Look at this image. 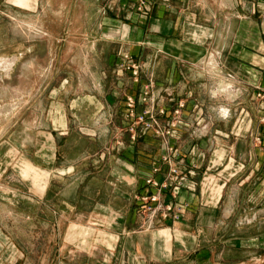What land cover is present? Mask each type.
<instances>
[{
    "label": "crops",
    "instance_id": "crops-1",
    "mask_svg": "<svg viewBox=\"0 0 264 264\" xmlns=\"http://www.w3.org/2000/svg\"><path fill=\"white\" fill-rule=\"evenodd\" d=\"M127 1L122 18L107 17L100 27V40L114 50L99 53L107 65L89 72L96 91L54 111V164L60 160L59 135L75 129L115 135L113 146L105 147L109 152L65 160V168L57 170L61 180L71 178L78 189L92 191L90 213H99L97 254L87 255L84 264H214L223 212L218 188L236 164L237 142L247 146L248 187L257 178L258 193L264 195V98L259 97L264 91V0H151L149 12L140 10L138 0ZM5 2L10 3L0 0ZM14 2L27 6L26 0ZM119 52L140 65L139 78L118 70ZM148 86L145 106L140 100ZM129 96L138 100V115L149 109L161 129L177 124L175 133L161 137L152 130L126 146L123 132L133 123L123 121ZM180 104L184 108L177 117ZM240 108L248 111L247 126L241 139H234ZM81 163L89 169L78 179ZM149 178L169 188L147 186ZM94 183L99 185L90 189ZM146 195H158L160 202L148 205L137 198ZM224 213L231 216L235 208ZM79 258L67 256L59 264H79Z\"/></svg>",
    "mask_w": 264,
    "mask_h": 264
},
{
    "label": "rangeland",
    "instance_id": "rangeland-1",
    "mask_svg": "<svg viewBox=\"0 0 264 264\" xmlns=\"http://www.w3.org/2000/svg\"><path fill=\"white\" fill-rule=\"evenodd\" d=\"M9 1L0 3V264H59L72 255L84 264L87 255L97 254L99 213H90L92 191L78 189L79 182L71 178L61 180L57 170L65 168V160L109 152L105 147L113 146L115 135L102 130L94 136L79 129L59 135L60 160L54 164V111L66 110L73 100L96 91L89 72L107 65L99 53L114 50L100 40V27L107 17L122 18L128 1L26 0L25 7ZM125 55L132 58L119 52V65ZM131 62L136 63L133 58ZM90 65L95 66L89 70ZM145 92L150 96V89ZM138 106L137 100L136 114ZM236 113L238 125L231 137L241 139L248 111L240 108ZM84 117L87 121L89 113ZM127 117L124 122L134 120ZM127 133L122 137L126 146L148 134L143 124L137 126L136 140L131 127ZM246 147L237 142L236 164L228 167L218 188L223 212L214 264H264V195L258 193L257 178L251 187L246 182ZM78 168L81 179L89 168L82 163ZM127 186L124 190L129 191ZM232 207L233 215L224 213Z\"/></svg>",
    "mask_w": 264,
    "mask_h": 264
},
{
    "label": "built area",
    "instance_id": "built-area-1",
    "mask_svg": "<svg viewBox=\"0 0 264 264\" xmlns=\"http://www.w3.org/2000/svg\"><path fill=\"white\" fill-rule=\"evenodd\" d=\"M138 2H139L140 10L144 11V12H149L151 7H152V4H153V2L151 0H138ZM123 59H124L123 63L121 65H119V71L120 72H124V70L132 71L134 74V77L138 78L139 73H140V69H141L140 65H137L136 63L131 62L132 58H130L128 55H125L123 57ZM146 90L147 91L149 90V86L146 88ZM263 92L259 94V97L262 99L264 98ZM148 96H149V93L144 92V96L141 99V102L143 105L148 102ZM136 106H137V99L134 96L128 97L127 98L128 115L134 119L133 120L134 123H133V125H131V132L133 134L135 133L137 126L139 124L144 125V131L146 132V134L152 130L155 131V134L157 136H171L175 133L172 131V129L177 128V126H178L177 124L172 123L169 129H166V130L161 129L159 127L157 117L154 115V113L151 110L147 109L141 115H138V114H136V111H135ZM183 108H184V104H180L179 108L175 111V115L177 117L180 116L181 110ZM160 114L164 115L165 114L164 110H161ZM228 115H229V111L227 112L226 117H228ZM136 136L137 135L135 133V135H133V140H136ZM163 161L169 162L170 158L169 157H163ZM172 173H173V175H176V176L178 175V172L176 170L172 171ZM146 184H147V186L157 188L160 191H163V190L169 188V186L167 184H161L152 178L147 179ZM180 184H181V182H180ZM137 198H139L142 202H144L148 205H150L152 203H159L160 202L158 195H155V196L146 195L145 197L139 196ZM148 209L152 211L151 206H149ZM167 210L172 211L173 207L170 205L169 208L167 207Z\"/></svg>",
    "mask_w": 264,
    "mask_h": 264
},
{
    "label": "clouds",
    "instance_id": "clouds-1",
    "mask_svg": "<svg viewBox=\"0 0 264 264\" xmlns=\"http://www.w3.org/2000/svg\"><path fill=\"white\" fill-rule=\"evenodd\" d=\"M221 112L223 115H225V116L227 115V109L226 108L222 109Z\"/></svg>",
    "mask_w": 264,
    "mask_h": 264
}]
</instances>
